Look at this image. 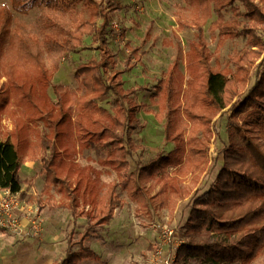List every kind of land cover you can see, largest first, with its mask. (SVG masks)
I'll use <instances>...</instances> for the list:
<instances>
[{
  "label": "trees",
  "instance_id": "1",
  "mask_svg": "<svg viewBox=\"0 0 264 264\" xmlns=\"http://www.w3.org/2000/svg\"><path fill=\"white\" fill-rule=\"evenodd\" d=\"M9 1L10 6L0 7V79L6 77L0 85V188L20 191L28 182L20 176L23 162L40 158L44 191L56 186L68 200L53 201L49 208L68 209L75 221L86 219L78 238L76 228L71 229L65 257L52 264L100 259L87 240L123 206L121 185L151 216L165 207L177 212L174 238L181 243L174 249L175 264H251L261 257L264 37L258 30L264 26V0H192L196 14L192 22L176 14L179 27L194 29L195 39L185 54V70L176 59L151 95L158 97L155 115L164 121L165 140L174 148L142 164L137 177L128 179L124 168L131 154L130 133L141 129L138 113L144 105L134 98L138 88L124 87L123 74L135 66L132 58H127L125 68L111 72L116 64L109 44L112 17L123 4L119 0L105 4L98 0ZM80 5L91 12L90 18L77 20L70 28L63 25L60 18L75 19ZM34 7L48 10L39 22L40 33L13 26L12 9L28 14ZM214 15L209 29L218 35L219 45L239 37L247 42L224 69L213 65L204 31ZM87 37L97 44L99 58L76 68V89L55 85L53 78L63 60L83 47ZM138 49L133 48L135 53ZM108 95L114 96L112 111L99 102ZM227 112L228 143L210 160L209 151L219 137L215 121ZM5 117L12 127L2 138ZM86 150L94 151L99 165L115 171L119 180L105 185L101 170L82 165L77 156ZM244 244L245 252L236 251Z\"/></svg>",
  "mask_w": 264,
  "mask_h": 264
},
{
  "label": "rangeland",
  "instance_id": "2",
  "mask_svg": "<svg viewBox=\"0 0 264 264\" xmlns=\"http://www.w3.org/2000/svg\"><path fill=\"white\" fill-rule=\"evenodd\" d=\"M103 1L105 4L106 0ZM124 8L113 12L111 23L110 47L112 48L116 64L111 69L121 70L126 67V60L131 57L134 67L123 74L126 89L138 88L134 98L144 106L138 113L142 124L141 129L132 131L130 144L131 154L125 164L124 177H137L138 167L149 162L158 154L169 152L174 144L165 140L164 121L159 120L155 113L159 111L158 97L152 99L159 80L166 75L169 66L179 59L180 67L185 70V54L190 42L195 39L194 29L179 27L176 14L181 13L182 19L192 22L196 18L192 0H119ZM8 5L9 0H0V7ZM13 26L33 33L39 32V22L48 10L34 7L28 14H21L12 9ZM52 14V13H51ZM91 12L82 5L75 19L65 16L60 22L70 28L79 21L90 18ZM229 18L232 11L226 13ZM216 15L204 25L208 46L213 53V65L224 69L231 66L232 58L247 46L246 38H230L223 45L218 44L219 37L210 31L209 27ZM101 22V20H100ZM259 33L264 37V26L259 27ZM56 33L60 37L62 32ZM133 48H139L135 53ZM91 58H99L97 44L87 37L85 45L77 52L72 53L61 64L60 70L54 75L55 85L64 84L76 89L78 83L74 77L76 68ZM6 79L2 77L1 83ZM254 83V78L251 85ZM49 93L56 100L53 88ZM100 104L109 110L115 106L114 96L108 95L99 100ZM228 116L224 113L215 121L216 137L209 151L211 160L216 150L228 143ZM10 119L5 117L1 128V137L6 138L11 129ZM40 159V158H39ZM23 162L20 176L28 180L22 186L26 196L33 203L38 204L39 214L44 222V230L40 237L14 236L0 229V264H50L62 259L66 254L67 239L73 227L76 228V238L79 237L86 224L84 217L76 221L68 209H49L48 205L55 202H67L53 186L50 191H44L45 174L39 169L41 160ZM82 165H93L102 171L103 183L109 184L119 180L115 171L99 165L94 151L86 150L77 156ZM190 182V178L186 180ZM122 183V182H121ZM27 184V185H25ZM159 184L157 185V190ZM119 194L124 201L122 207L116 210L115 218L108 225L97 229L95 235L87 240L100 259L86 260L82 264H154V255L163 248V255H169L173 243L164 242L163 230L165 227H176L179 222L175 218L176 211L170 208L155 210L153 216L147 214L137 201L132 200L127 190L121 185ZM248 243V241H247ZM246 243V244H247ZM236 251H246V245L237 247ZM233 264H239L238 261ZM251 264H264V254Z\"/></svg>",
  "mask_w": 264,
  "mask_h": 264
},
{
  "label": "built area",
  "instance_id": "3",
  "mask_svg": "<svg viewBox=\"0 0 264 264\" xmlns=\"http://www.w3.org/2000/svg\"><path fill=\"white\" fill-rule=\"evenodd\" d=\"M23 189L14 191L11 188H0V229L14 236L40 237L44 230V222L39 214V206L29 196L23 197ZM176 227H165L164 242L179 246L181 241L173 240ZM176 252L163 255L160 248L154 255V264H175Z\"/></svg>",
  "mask_w": 264,
  "mask_h": 264
},
{
  "label": "crops",
  "instance_id": "4",
  "mask_svg": "<svg viewBox=\"0 0 264 264\" xmlns=\"http://www.w3.org/2000/svg\"><path fill=\"white\" fill-rule=\"evenodd\" d=\"M39 160H40V159H39ZM35 161H38V160H35ZM28 162H30V161H28ZM39 169H40V170L42 169V163H41V165H40V168H39ZM25 185H27V184H25ZM22 189H23V191H25V190H26L25 188H22ZM26 193H28V192H26ZM48 208H49V205H48ZM49 209L51 210V208H49ZM113 220H114V219H113ZM42 233H43V232H42ZM173 240L175 241V243H176V242H178V241H180V240H179V239H177V238L175 239V238H174V236H173ZM173 245H174V244H173ZM179 245H180V244H179ZM177 247H178V246L174 245V246H173V248L170 250V252H173V251H174V249H176ZM92 248H93V247H92ZM93 249H94V248H93ZM85 261H86V260H85ZM53 262H54V261H53ZM53 262H52V263H53ZM83 262H84V261H83ZM83 262H82V263H83ZM52 263H50V264H52ZM82 263H81V264H82Z\"/></svg>",
  "mask_w": 264,
  "mask_h": 264
}]
</instances>
